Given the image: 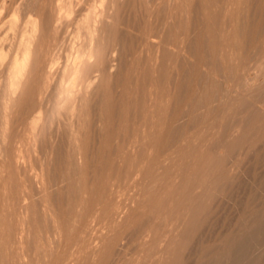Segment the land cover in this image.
<instances>
[{"label":"rangeland","instance_id":"obj_1","mask_svg":"<svg viewBox=\"0 0 264 264\" xmlns=\"http://www.w3.org/2000/svg\"><path fill=\"white\" fill-rule=\"evenodd\" d=\"M65 1L67 0H29V2H26V0H0V51L2 50L6 53L7 58L5 59L4 57V62L1 63L2 66L0 65V68H2L0 69L1 78L10 57L16 52L12 41L16 40V36L19 35L17 32L22 30L23 33L24 29L28 27L26 22L29 19L38 17L44 19L46 17L48 21L53 20L54 11ZM79 1H73V3L75 2L73 4L74 11L72 15L68 16L69 18L64 17L69 20H60V22L62 21V25L60 22L58 25L60 28L53 31L50 25V28L46 32L39 33L35 39L33 47L38 50L34 48V59L37 61L38 58V64L34 66L31 72L33 74H30L31 81L28 83L29 85L28 88L26 87L25 93L23 95L20 93L18 99L15 101L16 103L14 102L9 107L8 112H6L7 121L9 120V123L7 122L8 125H6L7 135L3 138V140L6 138L4 141H0V209H2V214H0V240L3 238L0 242V264H85L89 258L88 252H90L91 245H95L96 241L98 244L100 242L99 238L104 234L106 235V232L111 234L113 232L111 230H114L115 233L117 228L120 229L119 237L117 238L118 240L113 242V254L111 256L112 259H109V264H152L151 261L154 256H151L152 258L149 256L150 253L152 255V252L147 251V254L146 252L142 253V248H138L135 238L141 231L146 230L145 234H147V230L152 229L149 228V222L153 220L159 222V224L157 225V222L155 225H153L154 223L152 224L154 228L151 234L155 233V230L163 231L164 228L167 233L170 229L172 231H176L177 229L181 231L179 237L180 239L182 238V241L178 248L179 251H177L176 263L173 264H264V27L262 28L261 26V32L256 36L257 39L255 38L250 46L247 44L243 51L240 49L243 36H237L239 39L242 38L241 41L235 38L236 47L235 51H232L234 56L231 62L233 66L230 65L233 67L232 71H230V68L229 70L226 69L218 54H212L213 37L202 36L197 32L185 44L187 57L184 62L185 64H183L177 75L174 72L171 74V66L169 65L171 61L165 62L164 76L161 81L162 85L167 88L166 93L169 95V99L172 100L170 101L171 104L169 105L167 115L169 118H167V145L165 144L164 150L158 156L159 158H156L154 155L157 147L150 146L146 149V152L145 142L148 139L147 135L150 131L152 132L154 110L152 104L157 100L161 92L158 84L152 81L153 76L150 70L154 59L156 60V52L160 50V42L165 41L170 36L169 26L165 24V26H162V20L172 14L175 16L179 29H184L183 27L191 24L190 22H186L188 18L184 15V11L189 6L187 3L194 1L193 8H195L197 13L203 14L206 9L214 13L216 12L217 17L219 16L217 20L218 24H220L218 27L220 28L222 26L225 5H228V3H226V0H220L217 3L214 0H211V2L210 0H119L120 12L118 15L120 21L125 24L127 23L131 30L120 31L123 34L121 35L122 38L119 36L120 42L122 40L120 44L128 49L130 43L134 42L133 46L138 49L134 55L129 56V59L128 57L124 58V61L122 60L120 64L117 61L113 62L118 64L116 68H118L119 76L112 75L110 86L103 89L100 88L101 91L94 97L95 99L92 98L91 103L88 106L86 105L87 109L85 110L84 108L86 107H83L81 122L82 124L84 122L86 126L83 129L84 133L90 137L87 146L90 149L88 155L91 156L88 157L86 166L80 167L75 162L71 163L70 161L69 155L74 150V146L70 143L67 128L62 123L61 127H59L56 120L53 125L50 124L51 126L48 125L44 128L39 135L40 137L38 136L37 138L31 137L32 133H30V125H28L30 117L35 114L38 106L42 105L48 112L53 107L52 97L54 96L56 77L55 80L53 78L50 81V84L53 82L51 85H49V82L47 85H44V76H40L43 73L42 71L48 67L47 69L50 71L53 70L55 74L58 73L67 61L68 55L72 53L71 44L79 41L75 37V30L79 19L84 16L86 9L91 5L90 3L98 0ZM104 2L107 3L108 0H104ZM148 2L150 4H147ZM261 5L264 6L261 0L246 1L243 11L249 14V18L246 19L247 21L249 20V24L257 26L260 21H264V8H261ZM245 7L249 8L248 11H246ZM239 10L241 11L242 9L239 8ZM51 17L53 18L50 20L49 18ZM199 17L198 20L201 21ZM14 19L17 20L16 24L18 25L15 24L13 28L11 21ZM225 23L229 26V18L225 19ZM120 27L124 28L126 26L120 24ZM157 28H159V32L156 30ZM161 30L163 32L165 30L164 34L161 33ZM161 35L164 38L163 36L161 38ZM261 37L263 39L260 40ZM168 40L171 42L175 40V42H172L175 44L179 41L178 39L172 40L171 38H168ZM215 41L220 46L223 43L222 35L217 34ZM13 42L15 43V41ZM257 43L259 44L257 45ZM173 47L174 45H172ZM239 52H242L247 60L242 64L244 67L241 65L242 69L239 67L241 70L237 72L235 62L238 63V55V60H240L241 53ZM165 54H167V58L171 57V49H166ZM95 59L94 57L93 60ZM48 60H52L50 61L51 65ZM44 62H47L48 66L43 64ZM202 63L204 66L198 68V64L201 65ZM105 64L106 62H101L94 70L93 76L97 80L96 83H98V79L101 81L102 77L105 76L104 69L108 66ZM50 66L53 69H50ZM154 66L157 67L155 64ZM35 68H39L38 71ZM227 77H229V81ZM255 83L257 85L254 87ZM0 86L1 97L3 96L4 87L2 83ZM250 86H252L251 90L247 91ZM257 86L259 87L257 88ZM107 89L112 98L111 101L114 103L113 106L117 105V110L115 113L113 111L110 114L108 113V116L112 115L113 118H111L112 122L110 126L112 140L108 144V149H106L108 153L100 154V150L104 148L103 143L106 135L104 124L107 122L105 118L107 113L101 117L99 106ZM253 90L256 94H252ZM26 91L28 94H26ZM50 99L52 102L49 101ZM41 101H43V104ZM36 103L37 105H35ZM47 104L49 105L47 106ZM175 109H178L179 113L173 117ZM1 111L2 109L0 108V128ZM208 124L211 125L209 126ZM237 129L240 131L238 132ZM194 131H197V139L195 138ZM117 136L120 143L123 144V139L127 143L125 148L121 145L124 150L122 149L120 152H118L119 149L116 144ZM202 138L204 139L202 140ZM200 142L201 145H207L212 149L211 151H213V156L215 157L214 161L216 160L213 164L216 167L213 170L214 176L208 182L209 184L204 188L199 187L203 189L204 193L198 198L199 209L195 210L198 214L194 218L196 222L193 225H189V222L187 224V220L182 218L184 211H186L184 205L188 200L185 201L179 199L178 196L171 195L169 197L170 200L165 204V211L159 219L155 220L153 218L154 213L151 211L153 208H151L148 209L150 211L147 214L138 215L136 226L131 225L132 223L125 225V227L124 225L119 226L118 224L126 216V212H131L130 209L128 211L124 206L127 207L132 204V194H135L136 190L139 192L141 183L145 185L147 182L149 183L150 174L155 172L157 167H161L162 171L172 172L171 175L173 176L171 179L176 183L179 182L176 181L181 180L178 175L188 165L190 160L187 161V158L192 159V156L196 155V150L200 148L198 145ZM218 142L220 146H218ZM126 147L127 150H125ZM196 147L198 148L196 149ZM17 152L19 157L14 158ZM48 152H50L51 157L50 161L47 162L46 154ZM22 156L23 158H21ZM125 157L126 159L130 158L129 162L132 163L128 161L124 162ZM147 159H150V162ZM156 159L157 161H155ZM99 164H102V173L105 176H111L109 185L113 193L108 195L105 200L99 202L98 205H94L95 201L92 202L90 206L91 211L85 213L81 224L80 222L78 223V227L76 228H80L78 229L79 232L76 231L77 234L75 233L76 235H74L76 238L70 242L71 245H68L71 247L67 248L65 234L62 235L63 243H59L60 233L58 228H56L57 224L54 225L52 213L50 210H47L45 204L53 203L56 208H61L65 215L67 214L68 216L69 213V218L72 219L76 216V219L79 220L81 212H75L77 211L75 205L79 198L82 173H87L89 187L94 189L95 186L92 182L94 183L95 177L97 181L101 177L95 176L96 174H94L93 169L95 168L94 166ZM169 173L168 175L171 177ZM79 176L81 177L79 178ZM44 185L48 188L49 193L47 203L42 191H39L40 187L43 188ZM134 186L135 188L138 186L136 190ZM127 198L128 202H125ZM121 207L123 209H120L119 212L117 209ZM45 210L47 211L45 212ZM155 210L153 209V211ZM119 213L120 215L125 214L122 217ZM175 214H178V217ZM111 215L114 216L112 217ZM119 217H121V220ZM109 220L113 224L116 223V226ZM108 224L110 226L113 225L112 228ZM64 227L66 228V225ZM100 233L101 236H95ZM4 241L7 243L1 249V244ZM173 244L175 247L176 243ZM89 245L90 247H88ZM71 249L73 253H71ZM84 249L83 253L82 250ZM66 251L68 255L64 256L65 260L63 258L62 262H58V259L60 260L59 256L62 257ZM74 253H77V255ZM82 253L85 254V257ZM71 257L73 259H70ZM81 257L85 260L81 259ZM168 259L172 258L168 257ZM107 262L105 263L107 264Z\"/></svg>","mask_w":264,"mask_h":264},{"label":"bare ground","instance_id":"obj_2","mask_svg":"<svg viewBox=\"0 0 264 264\" xmlns=\"http://www.w3.org/2000/svg\"><path fill=\"white\" fill-rule=\"evenodd\" d=\"M73 1L72 0H67V1L63 2L61 5H59L56 8V10L54 11V15H53L54 18L53 17L49 18L50 20L53 18V20L48 21L46 19V17L44 19L40 18V17L35 18V19H29L26 22L28 27L26 29H24L23 33H22V30L21 31L17 30L18 31L17 33H19V35L16 36V40H13V41H15V43L12 41V43L14 44V47L16 48V52L13 53V55L10 57V60H9L7 66L5 68V71L3 73L2 78L0 76V84L2 83L3 87H4L3 96H1L2 98L0 97L1 98V100H0V108L2 109V111H1L2 112V119H1V128H0L1 129V131H0V136H1L0 141L1 140L4 141L6 138L4 140H3V138L5 137V135H7L6 134V128H7L6 125H8L7 122L9 120L7 121L6 112H8L9 107L16 101V99H18L20 93H21V95H23V93H25V90L28 88V85H29L28 83H30V81H31L30 80V76L33 74V73L31 74V72H32L34 66L36 64H38V61H39L38 58H37V61H35V59H34V55H35L34 54V50L37 49V48L33 47V45L35 43L34 42L35 39L37 38L39 33L46 32L48 30V28H50L49 27L50 25H51V29L53 31L54 30L56 31L58 28H60L58 26L60 20L62 19V21H64L65 19H68L69 18L68 16L72 15V12L74 11V9H73L74 5L73 4L75 2L73 3ZM145 1H147V0H145ZM226 1H227L226 3H228V5H225V11L223 13V19H222V23H221L222 26L220 28L218 27V25H220V24H218V20H217V18L219 16L217 17L216 12L214 13L213 11L211 12V11L206 9L203 12V14L197 13L195 8H193L194 1H191L190 3H187V4H189V6L187 5L188 8H186V11H184V15H186V17L188 18V21H186V22L187 23L188 22L191 23L190 25L188 24L185 27H183L184 29H179V27L177 26L178 25L177 21L175 20V16L172 15V14H170L169 17H166V18H164L162 20V22H163L162 26L164 24L169 26L168 29H169V35L170 36L168 38H171L172 40H174V39L177 40L178 39L179 41H177V44H175V43H172V42H175V40L171 42L167 38L165 41L160 42L161 43V44H159L160 45L159 46L160 50H158L156 52V57H155L156 60L154 59L155 63L153 62V66L151 67V70H150V71H152L151 75L153 76L152 81L158 84V87L161 88V90H160L161 92L158 95L157 100L154 101V103L152 104V106L154 107L153 119H152L153 120L152 132L150 131V133L147 135L148 139L145 142V151L147 152L146 149H148L150 146L151 147H157L156 150H155L156 153L154 155L156 158L164 150L163 148L165 147V144L167 145V141H168V139L166 137L167 136V126H168L167 125V123H168L167 115H168V110H169V107H170L169 105L171 104L170 101L172 100V99L171 100L169 99V95L166 93V89L167 88L162 85V81H161L163 79V76H164L163 74H164V69H165V66H166L165 62L168 61V60L171 61L170 64H169L171 66V74L174 72V74L177 75L180 72L181 67H183V64H185L184 62H185L186 57H187V50H185V47H186L185 44H187L189 39H191V36L193 34H196V32H197L199 35H202V36L206 35V36H209L210 38L213 37L212 39L214 41L212 40L213 41V45H212L213 51L211 50L212 54L213 55L218 54L219 57L222 60V63L226 67V69L229 70V68H230V71H232V69H233L232 66L233 65H232L231 62L233 61L232 58L234 56L232 51L233 50L235 51V47H236V42H235L236 39L235 38L239 39V37H237V36H239V35L243 36L241 47H240V43H239V47H240L241 51H243V49L246 48L247 44L250 46L251 42L253 40H255L256 36L259 35V33L261 32L260 31L261 30V26H262V28L264 27L263 26L264 25V21H262V22L260 21L258 23V25L256 26L255 24H253V25L249 24V22H248L249 20L248 21L246 20L247 18H249V16H248L249 14L246 13L245 11H243V9H244V6L246 5V1L247 0H226ZM26 2H29V0H26ZM210 2H211V0H210ZM214 2L217 3V2H220V0H214ZM105 3L106 2H104V0H98V1H94L93 3H90L91 5L89 4L90 6L86 9V13H84V16L81 17V19H79L77 28L75 30V37L79 41L78 42L74 41L76 43H72L71 44L72 53L70 55H68L67 61L60 68L58 73L55 74L53 72V70L50 71L49 69H47L48 67L46 69L43 68L44 71H42L43 73L40 76L41 77L44 76V85H47L48 82H49V85H51L53 82L50 84V81L53 78L55 80V77H56V85H55V90H54V96L52 97L53 98L52 99L53 102H52L51 99L49 100V101H51L53 103L52 104L53 107L50 110V112H48L46 110V108L44 109V107L42 105H40V106L37 107V110H36L35 114L33 113L34 115L30 117L29 121L27 119V121L29 122L28 125H30V127L28 126L29 129L31 130L30 133H32L31 137H34V138H37L40 135V133H42L41 131L44 128H46L48 125H50V124L53 125V123L56 122V120L58 122V126L59 127H61V123H62L63 126H65L67 128V131H68L67 133H68V138H69L70 143L74 146V150L71 151V154L69 155L70 156V161H71V163L75 162L80 167L86 166V163L88 161V157L91 156V155H88L89 154L88 151L90 149L87 146V142H88V139H90V137H89L88 134L84 133L83 129H84L85 124H84V122H83V124L81 122V120H82L81 118H82V114H83V107H86V105L88 106V104L91 103L92 98L95 99L94 97H96V95H98L99 92L101 91L100 88L103 89V88H107V87L110 86V83H111L110 79H112V75L116 76V75L119 74L118 68H116V67H118V64H115L113 62L117 61L120 64L124 58L128 57V59H129V56L134 55L136 53L137 49H138L137 47L133 46L134 42L130 43V47L128 49L124 48L123 47L124 45L122 46V44H120L122 42V40L120 42L119 36L121 37V35H123V34H121L122 32L120 33V31L121 30H123V31L124 30L125 31H131V30H130V27H129V25L127 23L125 24V23L120 21V17L118 15V13L120 12L119 11L120 10L119 9V7H120L119 0H108V2L106 4ZM261 3H264V0H261ZM31 4H33V3H31ZM147 4H150V3L148 2ZM260 7L264 8L263 5H261ZM208 8H209V6H208ZM239 8H241L242 10L240 11ZM234 9H236L237 11L234 10ZM245 9H247L246 11H248L249 8L245 7ZM211 10H212V8H211ZM182 16H183V13H182ZM64 17H68V18H64ZM198 17L201 18V21L198 20ZM226 18H229V26L226 25V23H225V19ZM50 22H51V24H50ZM61 22H60V24H61ZM16 23H17L16 19L12 20L11 21V26L13 27ZM120 24H124L126 27L121 28ZM180 24H179V26H180ZM204 24H205V26H204ZM16 25H18V24H16ZM15 28H17V27H15ZM158 29L159 28H157L156 30H158ZM159 31L160 30H158V32ZM161 31H162L161 33L164 34L165 30H164V32H163V30H161ZM124 34H126V33H124ZM167 34H168V32H167ZM217 34L222 35V38H223V43L220 46H218L217 42L215 41V37H217ZM162 36L163 35H161V38H162ZM147 37H149V36H147ZM181 37H182V39H180ZM163 38H164V36H163ZM241 39H239V41H241ZM261 39H263V38L261 37L260 40ZM262 41H261V43H262ZM259 43H257V45ZM263 43H264V41H263ZM134 45H136V44H134ZM172 45H174L173 48H172ZM196 45H197V43H196ZM109 48H110V50H109ZM166 49H171V51H172V55L169 58H167V54H165ZM239 53H241L240 54V60H238V58H239V55H238V57H237L238 63L235 62L236 68H237V70H236L237 72H239L242 69L241 65L244 64L245 60H247V59H245V57H244L245 55L242 52H239ZM169 56H170V54H169ZM4 57H5V59H7L6 58V53H4L1 50L0 51V65H1L2 62H4L3 61ZM94 57L96 58L95 60H93ZM40 59H41V57H40ZM217 59H219V58H217ZM50 61H52V60H50ZM50 61H49V64H50ZM103 61L106 62V64L108 65V66H106L107 68L104 69V75L105 76H103L102 79L99 76L101 81H99V79H98V83H96L97 80H95V77L93 76V73L95 72L94 70H95L96 66H98ZM152 61H153V59H152ZM40 64H41V62H40ZM40 64H39V66H40ZM43 64L47 65L48 63L44 62ZM154 64L157 65V67L154 66ZM230 65H232V66H230ZM101 66H100V68H101ZM203 66H204L203 63L201 65L198 64V68L199 67H203ZM239 67L241 69H239ZM51 68H52V66H50V69ZM119 68L121 69V67H119ZM0 69H2V68H0ZM35 69H37V68H35ZM38 69H37V71H38ZM144 70H145V68H144ZM230 71H229V73H231ZM168 79H166V80H168ZM228 79H229V77H227V80ZM41 85H43V84H41ZM49 85H48V87H49ZM256 85H257V83H255L254 87ZM231 87H233V86H231ZM258 87L259 86H257V88ZM251 88H252V86H250V88L248 87L247 91H249V89L251 90ZM259 90H261V89H259ZM108 92H109L108 89L104 92L103 100L100 102V106H99V109L101 110V112H100L101 117L104 114L107 113L106 114L107 116H105V118L107 119V122L104 124L105 130H106L105 131L106 135H105L104 143H103L104 148H102L100 150V154H104L105 152H107L106 149H108L107 148L108 144L112 140L111 139L112 138V130H111L110 126H111V122H112L113 118H112V115L108 116V113L110 114L112 111H113V113H115L116 110H117V105L113 106L114 103L111 101L112 98L110 97V93H108ZM254 93H255V91L252 94H254ZM26 94H28L27 91H26ZM208 94H209V92H208ZM195 101H196V99H195ZM42 102L43 101H41V103ZM39 103H40V100H39ZM149 103H150V101H149ZM185 103H187V102H185ZM173 104H174V102H173ZM35 105H37V103ZM48 105L49 104H47V106ZM207 106H209V105H207ZM228 106H229V104H228ZM84 109L86 110L87 107L84 108ZM208 110H209V107H208ZM151 111H152V109H151ZM224 112H226V111H224ZM127 113H128V111H127ZM178 113H179V110L175 109L173 117L178 115ZM246 114H247V112H246ZM31 115H32V113H31ZM133 115H135V114H133ZM87 119H89V118H87ZM85 120H86V118H85ZM213 120H215V119H213ZM219 124H221V123H219ZM208 125L210 126L211 124H208ZM219 127H220V125H219ZM202 128H204V127H202ZM212 128H215V127H212ZM240 128H241V126H240ZM29 129H28V131H30ZM212 131H213V129H212ZM239 131L240 130H238V132ZM194 132H193V134H194ZM209 132H210V130H209ZM196 133H197V131L195 132V138H196ZM200 133H199V135H200ZM235 134H237V133H235ZM31 137H29V138H31ZM203 139L204 138H202V140ZM125 140H126V138H125ZM159 140H160V142H159ZM116 141H117L116 144H117L118 149H119L118 152H120V150L122 151V149H123V147L121 145H123L124 148H125V146H127V143L124 141V139L122 141L123 144L120 143L118 136L116 138ZM193 141H194V139H193ZM201 142H200V144H198L200 146V148L198 150H196V155L192 156V159L191 158L190 159L187 158V161L188 160H190V161L188 162V165L186 166V168L184 170H182V172L178 175V177H180L181 180H176V181H179V182L176 183L174 180L171 179L172 176H173V175H171L172 172L171 173L165 172L164 170L163 171L161 170V167H157L155 169V172H152L153 174L152 173L150 174L151 177L149 178L150 179L149 183L147 182L146 185L141 183V188L139 189V192H137V190H136L138 186L136 188L134 186V189L136 190L135 191L136 193L132 194L133 195L132 196V201L131 200L130 201L132 203L131 205H133V203H135V205H133V206L128 205L127 207L124 206V208H126L127 210L130 209L131 212L130 213L126 212V216L122 220H121V217H119L120 220H121V221L119 220L120 221L119 224H118L119 226L124 225V227H125V225H127V224L129 225V223H132L131 225H135L136 226L137 225V217H138V215L147 214L148 211H150L148 209H151V208L156 209L155 211H153V209H151V211L154 213V217L153 218L155 220L157 218L159 219L162 216L163 212L165 211L164 210L165 207H166L165 204H166V202L168 200H170L169 197L171 195L178 196L179 199H182V200H185V201L188 200L187 203H185V205H184V207L186 208V211H184L182 218L186 219L187 220L186 223L188 224V222H189V225H193L196 222L195 221L196 219H194V218H196V215L198 214V212L197 213L195 212V210L199 209L198 198L204 193L203 189H200L199 187L204 188L205 186H207V184H209L208 182L210 181L211 177L214 176L213 175V170L216 167L215 164H213V163H215L216 160L214 161L215 157L213 156V151H211L212 149H210L209 146H207V145L206 146L201 145ZM31 143H32V141H31ZM186 143H187V141H186ZM207 143H209V141H207ZM181 145H182V143H181ZM218 146H220L219 142H218ZM120 147H122V148H120ZM138 147H140V146H138ZM197 148L198 147H196V149ZM173 149H175V148L173 147ZM125 150H127V147H126ZM123 152H125V151H123ZM149 152H148V154H149ZM218 154H220V153H218ZM152 155H153V153H152ZM54 156H57V155H54ZM18 157H19V155H18V152H17V154L15 153L14 158H18ZM50 157H51L50 152H48V154H46L47 162L50 161L49 160ZM149 157H151V156H149ZM11 158H12V156H11ZM21 158H23V156ZM141 158H142V156H141ZM129 160H130V158L126 159V157H125L124 162H127V161L129 162ZM148 161L150 162V159ZM155 161H157V159ZM145 162H146V159H145ZM129 163H132V162H129ZM45 167H46V165H45ZM94 167H93L94 168L93 170H94V174H96L95 176H97V177L100 176L101 177L100 180H98V181H97V178L95 177L94 183L92 182V184L95 186L94 189H91L92 187H89V180H88V177H87L88 175H86L87 173L84 174V172H83L82 173V177L79 176V178L81 177L80 186H79V198L77 197L78 198L77 199V204L75 205L76 209H77V211H75V212H81V214H80L81 217H80L79 220L76 219V216L73 217L74 219L73 218L72 219L69 218L68 217L69 213H68V216H67V214L65 215L62 212L61 208H59V207L56 208L53 203H50L48 205L45 204V207L47 208V210H50L51 213H52V220H53L54 225L57 224L56 228H58V231L60 233L59 243L60 244L63 243L64 240H62V235L65 234V244H67V246H66L67 248L71 247V246H68V245H71L70 242L74 241V239L76 238L74 235H76L77 232H79L78 229H80V228H78V229L76 228V227H78L77 226L78 223L80 222V224H81L85 213H88L89 211H91V207L90 206H91L92 202L95 201V204L94 203L93 204L94 205H96V204L98 205L99 202L105 200L108 195H111L113 193V190H112L111 186L109 185L110 181H111V176L110 175H106L105 176L102 173L103 172L102 164L101 165L100 164L96 165ZM154 167H155V165H154ZM78 169H79V167H78ZM81 171H82V169H81ZM88 171H89V169H88ZM146 173H147V171H146ZM168 173L171 175V177H169ZM178 177H176V178H178ZM68 180H70V179H68ZM148 180H146V181H148ZM146 181H145V183H146ZM96 183H99V184H96ZM131 183H132V181H131ZM113 189H115V188L113 187ZM198 189H200V190H198ZM39 191L40 192L42 191V193H43V195L45 197V202L47 203V199H48L49 193H48V188L46 187V185H44L43 188L40 187ZM119 194H121V193H119ZM124 196H125V194H124ZM126 200L127 201H125V202H128V198ZM119 202H120V200H119ZM170 203H171V201H170ZM181 204H182V202H181ZM179 205H180V203H179ZM57 206H58V204H57ZM182 206H183V204H182ZM132 207H133V209H132ZM92 208H93V205H92ZM120 209H123V208L121 207V208H119L117 210H119V212H120ZM1 210L2 209H0V214H2ZM47 210H45V212ZM127 210H125V211H127ZM130 210H128V211H130ZM181 210H183V209H181ZM194 212H195V214H194ZM75 214L77 215V213H75ZM107 214H109V213H107ZM123 214H125V213H123ZM123 214L120 215V213H119V215L122 216V217H123ZM175 215H177V217H178V214H175ZM115 216L117 217V215H115ZM96 218H98V217H96ZM117 218H116V221H117ZM172 220L175 221L173 218H172ZM91 221L93 222L92 219H91ZM109 221H111V220H109ZM89 222H90V220H89ZM113 222H114V220H113ZM113 222H112V224H113ZM156 222L157 221H154V220L149 222L150 223L149 228H152V229H148L147 230L148 231L147 234H145L146 230H144V231H141L136 236L135 240L137 241V246H138V248L139 247L142 248V251H141L142 253L146 252V254H147V251L148 252H152V255H150L151 253L150 254L148 253L150 257L154 256L152 261H151L152 264H173V263H176L175 260L177 258V251H179L178 248L180 247L181 241H182V238L180 239V237H179L180 234H181V231H179V229H177V227H176V229H177L176 231L175 230L172 231L170 229V226H169V229L171 230V231L169 230L170 232L168 231L169 234L167 233V231H165L164 227H163L164 228L163 229L164 232L155 230V233L151 234V232H152V230L154 228V227H152V224L154 223L153 225H155ZM5 223H4V225H5ZM156 224L158 225L159 222H157ZM175 224H177V223H175ZM2 225H3V223H2ZM64 225H66V228L64 227ZM113 225L116 226V223H114ZM112 226H110V228H112ZM86 229H87V227H86ZM101 229H103V228H101ZM118 229L119 228L116 229L115 233H114V230H111V232L113 231L112 233H114V234H112V233L108 234L107 232H106V235L102 234L103 236L101 238H99L100 242L98 244H97V241L96 242L94 241L96 243V244L94 243L95 245H91V247H90V245L88 246V247H90V252H88L89 253V258L85 262V264H104L106 261H108L107 264L110 263L109 259L110 258L112 259L111 256L113 254V245H114L113 242L115 240H118L117 238L119 237L120 229L119 230ZM8 231H9V229H8ZM106 231H107V229H106ZM98 235L101 236V233L97 234L95 236L98 237ZM12 236H13V233H12ZM2 239L0 240V242L2 241ZM91 240H93V239H91ZM97 240H98V238H97ZM5 241L3 242V244H1L2 245L1 249H3L4 245H6V243H7ZM12 242H13V240H12ZM78 242H80V241H78ZM80 243H82V242H80ZM173 243H176L175 247H174ZM170 245H172L173 248ZM83 246H85V245H83ZM79 247H80V245H79ZM85 247H87V246H85ZM115 247H117V246L115 245ZM72 249H74V248H72ZM72 249H71V251H72ZM85 249L82 250L83 253H84ZM3 252H4V250H3ZM49 253H50V251H49ZM66 253H67V251L63 253L62 257L59 256L60 260L58 259V262L59 261L62 262V259L64 258V256L68 255ZM71 253H73V251ZM71 255H73V254H71ZM75 255H77V253ZM83 255L85 257V254H83ZM72 257L70 259H73ZM168 257L172 258V259H168ZM82 258L83 257H81V259ZM64 260H65V258H64ZM71 264H73V263H71ZM114 264H117V263H114Z\"/></svg>","mask_w":264,"mask_h":264}]
</instances>
